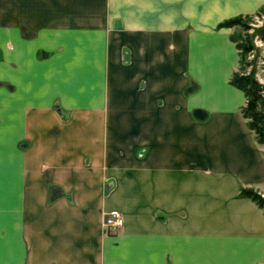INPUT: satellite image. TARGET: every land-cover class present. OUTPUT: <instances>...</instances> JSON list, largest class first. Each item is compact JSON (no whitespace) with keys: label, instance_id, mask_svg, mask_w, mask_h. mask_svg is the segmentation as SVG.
<instances>
[{"label":"crops","instance_id":"1","mask_svg":"<svg viewBox=\"0 0 264 264\" xmlns=\"http://www.w3.org/2000/svg\"><path fill=\"white\" fill-rule=\"evenodd\" d=\"M261 10L0 0V264H264V211L239 196L264 193V147L217 27Z\"/></svg>","mask_w":264,"mask_h":264},{"label":"trees","instance_id":"2","mask_svg":"<svg viewBox=\"0 0 264 264\" xmlns=\"http://www.w3.org/2000/svg\"><path fill=\"white\" fill-rule=\"evenodd\" d=\"M249 17L236 16L221 22L217 27H235L244 31L243 35L236 34V32L231 35V40L238 50L239 67L231 75L229 83L243 93L244 104L240 108L241 115L246 120L248 129L254 133L256 142L264 147V84L256 77L258 70L256 68V53L251 59L245 58L256 51L254 36L247 33ZM255 36L264 42V23L255 30ZM239 196L249 198L264 211V197L255 190L242 188Z\"/></svg>","mask_w":264,"mask_h":264},{"label":"rangeland","instance_id":"3","mask_svg":"<svg viewBox=\"0 0 264 264\" xmlns=\"http://www.w3.org/2000/svg\"><path fill=\"white\" fill-rule=\"evenodd\" d=\"M258 21H260V24L258 27L255 26V24H258ZM264 23V10H261L260 12L256 13L255 15L253 16H250L249 19H248V25H249V29H253L251 32L248 30L247 33L248 34H251L255 37V30L257 28H259L260 26H262ZM254 25V26H253ZM253 26V27H252ZM236 34H241L243 35L244 34V31L241 29V28H236ZM253 37V39H254ZM254 41V40H253ZM255 48H256V51L252 53V55H248L247 57H245L246 59H251L255 53H256V68L258 69L257 70V73H256V77H257V74L260 73L259 71H261V69L263 68L264 66V62L261 61V60H264V58L261 57L264 56V44L262 45V48L259 47L257 44H255ZM263 51V52H262ZM244 59V60H246ZM239 67V66H238ZM248 70V69H247ZM123 96V95H122ZM125 96L123 97H117L118 99H120V101L124 102L126 101V98H124ZM115 99V97H114ZM260 194V193H259ZM262 197H264V193L260 194Z\"/></svg>","mask_w":264,"mask_h":264},{"label":"built area","instance_id":"4","mask_svg":"<svg viewBox=\"0 0 264 264\" xmlns=\"http://www.w3.org/2000/svg\"><path fill=\"white\" fill-rule=\"evenodd\" d=\"M259 24H260V21H258V24H255V26L258 27ZM248 30L249 31L250 30L252 31L253 29H248ZM253 40H254V45L257 44L259 47L262 48V45L264 44L263 41H261L257 36H255ZM250 55H252V54H250ZM261 57L264 58V56H262V55H261ZM261 61L264 62V60H261ZM123 221H124L123 220V216L121 215V213L119 211H117V210H110L106 214V218H105V222H104V228H105V230H108L109 232H112L113 233L119 227H121L123 225Z\"/></svg>","mask_w":264,"mask_h":264},{"label":"water","instance_id":"5","mask_svg":"<svg viewBox=\"0 0 264 264\" xmlns=\"http://www.w3.org/2000/svg\"><path fill=\"white\" fill-rule=\"evenodd\" d=\"M193 114L195 118L199 121H203L206 117V112H204V110L201 109H195Z\"/></svg>","mask_w":264,"mask_h":264}]
</instances>
